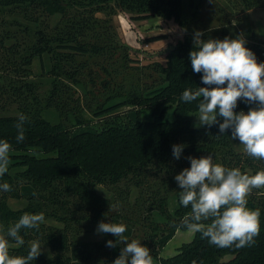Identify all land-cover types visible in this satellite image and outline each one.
Here are the masks:
<instances>
[{
	"label": "trees",
	"instance_id": "1",
	"mask_svg": "<svg viewBox=\"0 0 264 264\" xmlns=\"http://www.w3.org/2000/svg\"><path fill=\"white\" fill-rule=\"evenodd\" d=\"M242 1L252 11L264 0ZM199 3L188 0L191 10ZM185 7V0H0V139L12 145L10 169L0 178L11 186L0 192V225L8 228L25 213H43L45 221L63 225L22 230L25 245L13 243L11 255H26L38 240L52 256L41 253L33 264H112L125 245L80 242L82 227L73 225L82 226L87 214L93 215L88 218L93 225L84 226L89 231L104 222L109 204L97 187L115 189L126 182L143 191L155 181L136 219L117 215L115 220L127 225L129 242L139 239L150 249L153 264H264V188L248 197L247 206L261 213L251 246L218 248L195 232L175 255L161 257L178 232L189 231L181 221L190 206L179 204L174 215L168 208L170 189L178 186L175 175L190 167L187 157L212 154L230 168L264 170V160L232 147L230 130L220 135L218 125L193 127L197 102L187 104L180 97L187 88L205 85L202 74L192 70L190 38L178 41L164 62L149 64L134 59L138 52L122 44L114 22L119 13L134 22L155 17L182 23ZM246 47L264 62L262 43ZM46 56L51 67L45 75L51 80L42 93L46 81H34L32 65ZM252 107L256 104L238 102L236 111ZM21 115L25 138L17 142ZM174 144L186 145L179 160L172 155ZM10 199L28 204L12 210ZM153 211L164 224L152 221Z\"/></svg>",
	"mask_w": 264,
	"mask_h": 264
},
{
	"label": "clouds",
	"instance_id": "2",
	"mask_svg": "<svg viewBox=\"0 0 264 264\" xmlns=\"http://www.w3.org/2000/svg\"><path fill=\"white\" fill-rule=\"evenodd\" d=\"M202 36L201 31L194 33V50L189 59L193 72L202 74L201 83L205 86L185 89L180 99L187 104L197 102L198 115L194 116L199 125H218L220 135L230 130V138L239 141L248 157L264 160V62H258L256 54L246 47L242 34L222 40H204ZM238 102L256 107L248 112L236 111ZM25 120L21 115L16 124L17 142L25 138ZM185 147V144L172 146L176 160L181 158ZM11 151V143L0 139V178L9 171ZM187 159L190 167L174 177L181 189L179 204L191 209L181 225L201 233L218 248L251 246L260 231L261 213L247 206L248 196L254 189L264 188V170L253 174L239 167L230 168L215 162L212 154ZM10 190L8 183H0V192ZM44 221L43 213H25L6 230L0 225V264H33L43 251L40 241H33L26 255L13 256L10 249L13 243L17 247L25 245L22 230H38ZM126 230L123 223L101 221L97 226L98 234L116 237L115 242H106L107 247L125 245L112 264H153L150 249L139 239L129 242L124 235Z\"/></svg>",
	"mask_w": 264,
	"mask_h": 264
},
{
	"label": "rangeland",
	"instance_id": "3",
	"mask_svg": "<svg viewBox=\"0 0 264 264\" xmlns=\"http://www.w3.org/2000/svg\"><path fill=\"white\" fill-rule=\"evenodd\" d=\"M185 2L186 7L182 23L173 20L165 21L155 17L141 22H134L131 16L126 13H119L117 15L114 22L122 44L130 46L132 50L138 52L137 55L133 54L134 59H139L142 64H149L153 61L164 62L166 54L178 41L190 38L193 42L196 31L203 33L201 38L204 40H222L225 37L235 38L237 34H242L247 41L246 44L260 42L264 45V1L258 9L252 11H246L242 0H203L201 3H199V0H196L200 4V7L195 10L189 8L188 0H185ZM57 21L58 19H55L52 24L56 25ZM253 34L255 37H253ZM50 67L51 63L48 56L42 59H35L32 65V75L35 78L33 80L38 81V77L46 81V84L41 89L42 93H46L50 89L49 82L51 79L48 75H45ZM52 115L48 114V119H52ZM144 117L149 119V114H146ZM191 120L193 127H204L199 125L195 116H192ZM55 121L52 122L55 123ZM231 145L237 151L244 153L243 147L239 144L238 140L231 139ZM14 172L16 171H12L13 174ZM153 182L155 181H152V187H144L143 191L133 186L131 187L126 182H123L115 189L107 186L97 187L98 196L107 200L109 204L104 222H115L117 215L123 217L130 216L136 219L140 215L138 213L139 208L147 205L146 200L151 194V188L155 189ZM170 191L168 208L169 213L174 215L179 207L178 192L181 189L176 186L170 189ZM249 196H252V192ZM8 203L12 210H22L28 204L25 200L15 199H10ZM146 214L149 216V213ZM85 217L91 218L93 215L87 214ZM88 218L82 220V226H80L81 223L73 225L76 228L82 227V231L78 235L80 242L99 244L115 238L110 233L98 234L96 231H89V229L84 228L86 225H93V222L89 221ZM151 219L155 223H165V219L157 211L151 213ZM44 223L48 226L63 228L62 224L54 220L44 221ZM119 223L125 224L123 219ZM3 228L7 229L4 226ZM194 235L195 232L191 230L178 232L174 239L161 252V257L175 255L183 244L193 240ZM41 253L47 257L52 256L51 251L46 248Z\"/></svg>",
	"mask_w": 264,
	"mask_h": 264
},
{
	"label": "built area",
	"instance_id": "4",
	"mask_svg": "<svg viewBox=\"0 0 264 264\" xmlns=\"http://www.w3.org/2000/svg\"><path fill=\"white\" fill-rule=\"evenodd\" d=\"M264 56V55H263Z\"/></svg>",
	"mask_w": 264,
	"mask_h": 264
}]
</instances>
